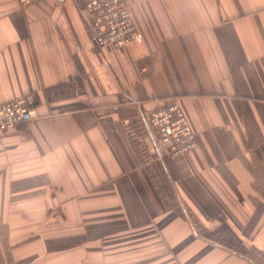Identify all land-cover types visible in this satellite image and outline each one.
Here are the masks:
<instances>
[{
    "label": "crops",
    "instance_id": "0c3cea01",
    "mask_svg": "<svg viewBox=\"0 0 264 264\" xmlns=\"http://www.w3.org/2000/svg\"><path fill=\"white\" fill-rule=\"evenodd\" d=\"M125 1L139 40L99 49L86 0H0V102L38 113L0 133L1 229L35 221L37 264H61L50 221L68 264H264V0ZM171 102L198 146L161 159Z\"/></svg>",
    "mask_w": 264,
    "mask_h": 264
},
{
    "label": "built area",
    "instance_id": "2783aa9c",
    "mask_svg": "<svg viewBox=\"0 0 264 264\" xmlns=\"http://www.w3.org/2000/svg\"><path fill=\"white\" fill-rule=\"evenodd\" d=\"M42 0H19L29 7ZM92 42L99 49H124L139 40L131 6L125 0H86ZM38 116L33 93L0 102V133L18 129ZM157 144L158 157H180L198 146L192 126L177 102L158 106L147 117Z\"/></svg>",
    "mask_w": 264,
    "mask_h": 264
},
{
    "label": "rangeland",
    "instance_id": "374dc122",
    "mask_svg": "<svg viewBox=\"0 0 264 264\" xmlns=\"http://www.w3.org/2000/svg\"><path fill=\"white\" fill-rule=\"evenodd\" d=\"M21 127V126H20ZM20 208H24V204L18 205ZM3 211L2 208H0V213ZM1 215V214H0ZM35 221H25L24 219H18L13 222L12 227L15 229L16 233H13L14 235L10 236L8 233L4 230L1 229L0 227V261L4 260H11V259H16L18 261L23 260L24 264H37L38 260H42L43 256L40 253H37L35 250H33V241H27L28 237H24V230L23 229H29L28 227L32 224H34ZM51 224L46 225L44 228H47L48 232H55V241H48L46 242L49 245H54L55 243V249L57 246H59V241L61 240L62 243V250L60 251V263L61 264H68L69 260V250L67 249L68 246V231L66 228H63V226H60L59 228H56L50 221ZM3 224V228H5L3 218H0V224ZM51 227V228H50ZM43 228V227H42ZM54 231V232H53ZM45 240H51L53 236L50 238L43 236ZM25 240V242H24ZM121 240V237H113L109 240L110 246L112 245H117V241ZM23 241L25 244V247L23 248V252L16 250V247L13 248L14 245H18L19 242ZM58 242V245L56 244ZM98 244V242H97ZM78 248V247H77ZM81 248L77 249L76 253H72V257L74 258L75 255L77 254V259H80ZM51 253V251L47 253L46 257L48 254ZM110 253V251H109ZM45 257V259H46ZM52 260V256L49 258ZM56 264V262H55ZM58 264V262H57ZM113 264H116V261L113 262Z\"/></svg>",
    "mask_w": 264,
    "mask_h": 264
}]
</instances>
